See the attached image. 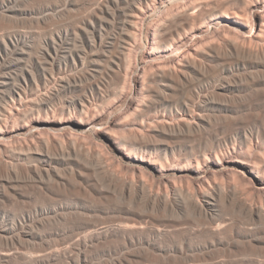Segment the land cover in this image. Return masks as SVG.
<instances>
[{
  "label": "rangeland",
  "instance_id": "1",
  "mask_svg": "<svg viewBox=\"0 0 264 264\" xmlns=\"http://www.w3.org/2000/svg\"><path fill=\"white\" fill-rule=\"evenodd\" d=\"M177 1L179 2L178 4ZM193 1H197L194 3L198 4L201 2H208L209 0H200V2L198 0H164L161 5L156 2L151 5L153 7L150 8L147 17H145L144 20L139 19L141 22L139 21L137 24L138 26L136 29L137 31L135 37L131 41L130 49L128 50L130 52L126 53L125 62L123 64V67L121 68V71L124 75L122 74L119 76L114 72H110L111 69L109 70L112 56L118 54L120 50V41L116 40L118 34L117 28H114L116 27L115 25L107 23L105 24L106 26H100L102 27V29H100L99 27L101 38H103V41L105 40L106 43L104 41L105 44L103 43L102 46H97L95 48L86 44L83 37L75 36L74 32H72L77 26H82L84 17L90 14L92 6L91 0H0V34L13 33L12 30H21L26 35V44L24 46L28 51V55L25 62L21 64V67H24L32 72L33 76H31L29 72V78H31L33 87L31 86L28 92L31 96H34L36 92H45L46 90H48V88L50 89L54 85L55 80L51 76L49 78L50 82H48L47 85L41 84L40 86H38L39 83H43V79L47 74L50 76L55 73V76L60 72L58 67V60H52V57L47 53V48H45L47 47L46 41L51 37L52 31L54 33H62V38L59 39L60 42L58 39L54 40L55 43H53L55 47L58 48L61 45V47L59 48L61 50H63V48H71V50L73 51L81 50L82 52H84V54L87 53L86 65L83 70H87L90 68L89 62L92 60V58L95 57V53L97 55L105 52V56L102 57L104 59H100V61L103 62L99 63V70L98 68L95 72L87 70L91 73L87 72L82 77L80 76L78 84H75L76 86L74 85V87L65 88L66 90L60 91L59 94H56L53 99L54 101L51 108L52 110L57 112L58 117L62 118L63 120H67L68 118H70V116H72L71 114H69L70 111H64V109L62 108L64 107V103L67 99L73 103H77L81 100L87 99V105L91 108L89 107L88 109L87 107L85 109V112H87V116L84 117V122H88L86 123V125L76 126L73 124H67L65 128H60L58 126H50V124H47L48 126L39 124L35 121V118L39 116V112H41V114H44L45 111L36 109L33 111L34 113L32 112L29 117L25 119L24 122L20 120L14 121L13 126L16 128V130L15 132L11 133L13 134L12 138L8 137L9 139H7V141L10 142H13V140H17V136L14 133H17L18 131L24 132L20 135L19 138L28 140L29 142L33 138L30 135V131L43 132L45 136L51 138L53 142H55L56 140L68 142V138L71 135L78 137L85 148L88 150V152L90 151L88 154L89 158H91L89 159V162L90 160L91 162L89 164L90 169L85 176L86 179L83 180L78 177L79 168L75 163H65L59 165L61 175L67 181L65 184L60 183V181L55 177L45 178L46 185L42 187V184L38 182V178L35 174H33L32 171H22V174H19L20 181L17 187L18 192L16 193L11 190V195L8 196H3L2 194H0V213H6L11 218H14L15 216H22L23 214L43 217L44 225L41 229L42 233H44L45 235V241L43 243V245L45 246H47L48 244H57L59 246V244H61L60 246L63 247L68 243H71V241L74 242L76 240V237L78 238L80 234L82 235L83 233H85V231L92 227L111 225L114 226L118 224L120 225V223L124 224L130 219L128 217L129 212H136V216L134 219L138 222H142L143 225H146V228L148 227L147 229L160 226L165 230L168 229V232H174V229H177L178 227V229L175 230L176 232H174V235H176L178 232H180L178 234H187L188 232H193L194 230L205 227L207 225H218L225 222L227 224L229 223L234 225L235 231L246 233L248 238L250 236L251 238L253 236V238H264V234H262L264 233V217L263 219L255 217L252 214H249V212H246V210L241 209L239 206L233 203L234 198H232V200L218 199L214 208L206 212H200L196 208H194L192 204L179 201L180 199L176 201L174 200L169 204L164 205L159 201L153 202L148 194L141 193L138 188L135 189L133 194L130 195L126 191L122 183H117V181L110 177V174L113 173L123 178L132 179L135 182L146 181L152 193L157 194L159 192L158 194L161 195L170 193L169 195L171 197H174L175 185H180L179 187L183 186L186 188L184 189L187 192L192 194L194 192L196 193L195 195H197L199 193V188L201 189V187L209 188V186L211 185L212 188L215 187L214 185L220 186L221 184L220 187L223 189L225 187L226 190H224L226 191V193L228 192L229 194H232V189H237L240 191V193L238 191L239 195L242 197L244 196L243 198L246 197L245 199H247L249 203L252 202L253 205H264L263 66L255 67L251 66L250 64H246V66H244L242 63L239 64V62L236 61L239 57L231 53H228L222 58L214 59L215 61H209L210 65L213 64L211 65V69L214 68L213 70L210 69L208 71V74H210L211 77L210 75H206L205 77H207V79L204 77L200 80L198 78H196L197 80H195V77H193V80H195V84L197 83L195 88L202 93L204 92L205 94H209L207 96H209L213 100H211V104L214 102L212 105H203L204 107H201L203 109V113H206V119L208 118L206 123L207 126L205 125V128L202 129L203 132H199L200 134L197 133L194 135V137L191 136L181 139V141L179 142H174L173 140H170L171 142H169L167 139L163 137L159 138L157 136L156 138H159V142L162 139V143L160 142L159 145L160 149L158 148L156 150V153L160 154V159L162 162H160V165H158L157 167H152V164H149L148 167V165L144 161L136 157V152L134 151L133 145L123 143L124 137H126L127 139V137L131 135V130L133 131L134 128L137 129L136 127H141L142 129L140 128V131L142 132H148L149 129L145 127H149L148 123H143L144 126H142L143 124H140L138 120H135L134 116L130 112L132 109L131 106L134 105V102L136 103L137 101L141 100V96L139 95L141 85L143 81H146L145 83H148V80L145 76L150 73L157 65L164 64L166 61L163 58L164 52L160 47H156L157 49L155 48L156 50H154L155 46L152 43L153 36L151 32L156 29L157 24L164 17H166V15H169L171 14L170 12L175 11L178 5L184 6L187 4H192ZM129 2L132 3L134 2V0H129ZM227 2L224 4L225 7H223L221 11L211 16L214 20L211 19V17H208L205 20L203 19V21L201 22L203 25V29H201L202 31H200L201 38H204L205 41H209V39L213 37V39L210 40H214V42H217L218 38H220L219 42L223 43V45L225 44L224 40L226 43H229L231 40L233 41L238 39L240 43L242 41L243 45L250 43V48H258L259 45H261L263 42V40L261 39H264V35L260 40H258L253 36L252 32H250L249 29H251V26H253V22H260V17L264 19V0H248L247 5H245L242 0H232L228 3ZM255 2L257 4L258 2L260 3L257 5ZM253 4L255 6H253ZM7 6H10V8H7ZM155 6L158 7L156 8ZM238 7L240 9L242 8V10H245V8L248 10H245L243 12ZM12 8L15 9L16 13L13 14L11 11H9ZM199 9V7L196 8L195 13H198ZM235 10L241 11V13L244 14V23H248L243 28L244 31L241 28L232 25L228 20H226V18L221 16L223 12L233 13V11L235 12ZM245 12H247V14H245ZM257 17H259V20L257 19ZM141 25H143V27ZM72 26H74L75 28ZM231 27H233L234 29H231ZM138 28L140 29V31L138 30ZM137 33L139 34L137 35ZM188 33V37H186V40L188 41L187 47L184 46L180 48L177 43L169 45V47L171 48L170 51L173 52L174 55L179 54L181 50L187 51L195 45L194 41L196 40L188 39L191 37V32L189 31ZM68 34L69 36H71L69 37ZM73 35L74 37H72ZM235 35H239V38ZM214 36L217 38V40H215L216 38H214ZM252 38H254V40ZM248 39H251V41H249ZM109 40H116L114 41L115 45L112 46L114 50L112 47H106V44L109 42ZM84 45L86 46L85 48H83ZM249 45H246V47H248ZM201 47L203 48L205 47V45H201L200 48ZM114 51L116 54H113ZM59 56L62 57L63 53L60 52ZM17 57L18 56L16 54L11 55V57L8 58L7 61L10 68L9 70L6 69V71L13 72V75H15V73H19V67L16 64ZM107 58H111L110 61ZM225 58L227 60H224ZM0 61H3L2 58H0ZM231 61H233L234 63H232ZM129 62L131 67L128 65ZM230 62L231 64H229ZM214 64L217 66H215ZM104 65H106L108 69H106ZM128 66L129 68H127ZM234 66H236L237 68H234ZM52 68L53 74L51 73ZM226 69H229L230 73L226 72ZM145 70L147 73L145 72ZM68 71L69 70H63L62 74L64 72L67 73ZM252 71H254V73ZM69 72L80 73L82 71L75 69V71L72 70ZM242 72L245 73L242 74ZM108 73L110 74L108 75ZM226 73H228L229 75ZM233 75L235 80H232ZM141 78L143 80H141ZM243 79L244 81H242ZM107 80L109 81V83ZM114 81H116V83ZM223 81L226 84L223 83ZM236 81L239 83V85L241 84L242 86L240 85V87L239 85H237L238 83ZM228 82H230L231 85ZM111 83L113 84V86ZM118 83L121 88L119 87ZM211 85L212 87H210ZM114 86H117L120 89V94H114ZM184 87L187 89V91ZM189 87L194 86H191L190 84L186 85L183 83L175 85L173 89L168 90V93L170 92L168 95L171 94L169 98L171 97V100L178 102V104L186 101L187 98H190V95H192L193 90L195 89H188ZM202 87L204 88V90ZM222 88H224L225 90ZM98 90L101 91L98 92ZM188 90L190 93L188 92ZM210 90L213 92V94ZM209 91L211 93H208ZM114 95L115 97H113ZM137 95H139V97ZM198 99V97H194L195 108H199V106H201L198 105L200 103ZM76 109L73 108L74 112L78 111V108ZM1 110L2 108L0 106V111ZM52 110L51 116L52 112H54ZM63 113L64 116L62 117ZM128 114L130 115L127 116ZM126 116L127 118L131 116L132 119L128 118L127 121V119H125ZM133 122L136 124H134ZM129 123L131 126L129 125ZM6 124L10 126L11 122L9 121L8 123H4L5 126ZM208 124L212 125L209 126ZM22 126L26 127L22 129ZM132 127L134 128L132 129ZM143 128H145L146 130ZM124 132L127 135L124 134ZM110 133H113L114 137ZM119 134H123V136H119ZM203 134H205V136ZM199 136L203 138H200ZM130 138L134 137L130 136ZM171 143L174 145H172ZM176 143H179V145H177ZM32 144L34 145V143ZM168 144H171V146H169ZM171 147L174 150H172ZM180 147H182V149H180ZM205 147H207L208 151L205 149ZM192 148L196 150H198L199 148V150L202 151V156L189 154L187 158L183 157L184 152H190V149ZM53 154L59 157L56 151H53ZM0 156L7 162L14 161L12 160L11 155L8 154L5 151V148L2 146H0ZM100 156L103 161L102 164L98 163L97 161V158ZM176 158L180 161H177ZM36 163L37 161L31 163L28 162V164L31 166ZM161 166H163L164 171ZM160 172H166V176L161 177ZM74 177H77L76 181ZM11 178H14V174L1 169L0 167V180L9 181ZM80 180L82 182L79 185ZM77 181L79 182L77 183ZM0 189H2L1 183ZM171 223L173 224V227ZM179 227L184 228L181 229ZM254 232L256 233V235ZM246 239L247 238H245V240ZM114 241V245L120 244L117 243V240ZM27 245L30 247V245L33 246L34 244L28 243ZM263 245L264 243H258V245H256L257 249H255L256 246L247 248L243 244V242L240 243L233 239L229 246L230 249L225 250L226 252L221 250L220 254H225V256H227L226 258L230 259V261H232L231 263L234 264H250L252 260H254L253 262L261 261L262 263H264ZM106 246L107 245L99 246L96 250L92 251V257L95 263H98L100 261L104 262L111 258L110 255L104 254L105 249H110V247ZM112 249L115 248L112 247ZM196 255H199L198 257L201 256L200 258L203 257L202 253H197ZM196 255L192 256L191 260H193V258L198 260ZM207 258H209V256ZM183 260L184 259H178L179 262Z\"/></svg>",
  "mask_w": 264,
  "mask_h": 264
},
{
  "label": "bare ground",
  "instance_id": "2",
  "mask_svg": "<svg viewBox=\"0 0 264 264\" xmlns=\"http://www.w3.org/2000/svg\"><path fill=\"white\" fill-rule=\"evenodd\" d=\"M91 1H92V6H91L90 14L87 15L86 17H84V19L82 18L84 20L82 26H80V27L77 26L76 28L74 26H72L75 28L74 31H72V32H74L75 36L83 37L86 44L95 48L97 46L98 47L102 46L104 41H105V40L103 41V38H101V32L99 31V27L102 25H105L107 23H111V24L115 25L116 27H114V28H117V34H118L116 40L120 41V50H119L118 54H116L115 51L113 52V54L115 53L116 55H113L111 63L109 62L111 64L109 70L111 69L110 72H114L116 75L120 76L123 74L121 71V68L123 67V64L125 62L126 53L130 52L128 50L130 49L131 41L135 37L136 31H137L136 29L138 26L137 24L140 21L139 19L144 20L145 17H147L150 8L153 7V6H151L153 3L156 2V3L161 5L164 2V0H134V2H132V3H130L129 0H91ZM198 1L200 2V0H198ZM227 1L230 2L232 0H227ZM227 1L226 0H209L208 2H201L198 4L194 3L197 1H193L194 4L193 3L187 4L184 6L178 5L177 8L175 9V11L172 10L173 12H170L171 14L166 15V17H164L161 21L159 20L160 22L157 24V27L155 26L156 29L154 31H152V32L149 31V32H151V34L153 36V42L152 43L155 46L154 50L157 49L156 47H160L162 49V51L164 52L163 58L166 61L164 64L157 65L155 68H153V70L150 73H148L145 76L148 80V83H145L146 81L145 82L143 81V83L141 85V89L139 91L140 94L138 93L141 96V100L137 101L136 103L134 102V105L131 106L132 109H131L130 113L134 116V119L138 120L140 122V124L148 123L149 127L145 126L147 129L149 128L148 132L147 131L142 132V131H140L141 127L140 128L136 127L137 129H135L134 128L135 126H134V127H132V129L134 128L135 130L134 129H133V131L131 130V135H130L131 137H134V138H130V136H129L130 131H129L128 132L129 137H127V139H126V137H124V140H123L124 144H131L134 146V151L136 152V157L138 159L144 161L148 165V167H149V164L150 165L152 164V167H157L158 165H160V162H162L160 159V154L156 153V150L159 148L160 142L162 141V139H161L159 142L158 139L160 137L167 139L169 142H171L170 140H173L174 142H176V141L179 142V141H181V139L191 137V136L194 137V135L197 133L200 134L199 132H201L202 129L205 128V125L207 123L208 118L206 119V117H207L205 115L206 113L205 114L203 113L202 108L204 107L203 105L211 104L212 99L209 96H207L209 94H205L204 92H203L204 93L203 94L201 91L196 89L195 86L197 83L195 84L194 81L197 80L196 78H198L200 80V79L204 78L206 75H210V74H208V71L211 69V65H213V64L210 65L209 61H211V60L215 61L214 59L222 58L223 56L227 55L228 53H231V54L237 55L239 57L236 60L239 62V64L242 63L244 66H246V64H248V65L250 64L251 66H255V67L256 66H263L264 67V44H263L264 39H261L264 35V19L262 17H260L261 18L260 22L259 21L253 22L252 23L253 26H251V29H249V31L252 32V34L255 38H257L258 40H260V39L263 40L262 44L259 45L258 48H255V49L250 48L251 47L249 45L250 43L246 44V42H245L246 45H249L248 47H246V45H243L242 41L240 43L238 41V39L233 40V41L231 40L232 42L230 41L229 43H226L224 40L225 44L223 45V43L219 42L220 38H218L217 42H214V40L213 41L210 40V39H213V37H211L209 39V41L208 40L205 41L204 38H201L200 31H202L201 29H203L202 28L203 25L201 23L203 21V19L205 20L206 18L211 17L215 13L221 11L223 9V7H225L224 4ZM242 2L245 3V5H247L248 0H242ZM178 3L179 2L177 1V4ZM259 3L260 2H258V4ZM87 4H86V7H87ZM253 6H255V5L253 4ZM198 7L200 9H199L198 13H195V9ZM239 7H240V5H239ZM7 8H10V6H7ZM250 9H251V7H250ZM240 10H242V8ZM245 10H248V9L245 8ZM245 10H242V11L244 12ZM9 11H11L13 14L16 13L15 9H13V8L10 9ZM245 14H247V12H245ZM259 15H262V14H259ZM10 16H12V15H10ZM221 16L226 18V20H228L232 25L239 27L242 30L245 27V25L248 24V23H246V24L244 23V19H243L244 14L241 13V11L235 10V12L233 11V13L232 12L231 13H224L223 12L221 14ZM211 19H213V18L211 17ZM215 19H217V18H215ZM257 19L259 20V17H257ZM142 23H143V21H142ZM46 24H48V23H46ZM3 25H5V24H3ZM75 25H78V24H75ZM143 25H141V26L143 27ZM55 27H56V25H55ZM232 28L233 27H231V29ZM54 29H56V28H54ZM100 29H102V27H100ZM207 29H209V28H207ZM138 30L140 31L139 28H138ZM49 31H51V30H49ZM189 31L191 32V37L188 39H190V40L195 39L196 40V41H194L195 45L191 49H188L187 51L181 50L180 52L178 51L179 54L174 55L173 52L170 51L171 48L169 47V45H171L173 43H177L180 48L184 47V46L187 47L188 41L186 40V37H188ZM12 32L13 33L0 34V58H2V60H3L2 62L0 61V93H1L0 94V96H1L0 97V106L2 108V110L0 111V146L5 148V151L11 155L12 160H14V161L7 162L4 158H2L0 156V167H1V169L5 170V171L14 174V178H11L9 181L0 180V183L2 186V189H0V192H1L0 194H2L3 196H8V195H11V190H13L16 193L18 192L17 187H18V184L20 181L19 174L20 173L22 174V171H26V172L32 171L33 174H35L36 177L38 178V182L42 184V187L46 185L45 178L55 177L60 181V183L65 184L67 181L61 175L60 167H59L60 164H65V163L66 164L75 163L79 168L78 177L80 179L84 180V179H86L85 176H86L88 170L90 169L89 164H90L91 160L89 162V159H91V158H89V154H88L90 151L88 152V150L85 148V146L82 144V142L79 140L78 137L71 135L68 138V142L57 141V140L55 142H53L52 139L49 137H46L43 132L30 131V135L33 138L29 142L28 140L19 138L20 135L24 132L18 131L17 133H14L17 136V140H13V142H10V141H7V139L12 138L13 134H11V133L15 132V130H16V128L13 126L14 121L20 120V121L24 122L25 119H27L29 117V115L36 109L45 111L44 114H41V112H39V116L35 118V121L38 122L39 124H44V125L50 124V126H53V127L58 126L60 128H65V126H67V124H71V125L73 124L76 126L77 125L78 126L86 125V123H88V122H86V123L84 122V117L87 116V112H85V109L88 107L87 101H86L87 99L81 100L77 103H73V102L69 101L68 99L66 100V102L64 103V107H62V108L64 109V111L65 110L70 111V113L68 111L67 112L72 115V116H70L67 113L70 116V118H68L67 120H63L62 118H59L57 112L52 110L51 107H52V103L54 101L53 99H54V96L56 94H59L60 91L66 90L65 88L74 87L75 84L77 85L79 82L78 80H79L80 76L82 77L87 72H89V73L95 72L97 70V68L99 67V63L103 62V61H100V59L103 56H105V52L103 51L104 53L97 54V55H96V53L94 54L95 57L92 58V60L89 62L90 68L87 69V70H90L91 72L87 71V70H83V68L86 65V54L87 53L84 54V52H82L81 50L73 51V50H71V48H63V50H61V49H59L61 47V45L58 48L55 47V45H54L55 41L54 40L61 39L62 33L61 32L54 33L52 31L51 37L46 41L47 47H45V48H47V53L52 57V60H58V67H59L60 72L58 75L56 74L57 76L55 75L56 76L55 77L54 76L55 73L54 74L52 73V71H53V68H52L51 73L53 75L49 76L47 74L43 79L44 80L43 83H39L38 86H40L41 84L47 85L48 82H50L49 78L51 76L55 80L54 85L52 87L50 86L51 88L50 89L48 88V90H46L45 92H38V93L36 92V94L34 96H31V95H29L28 92L30 90V87L32 86L31 78H29V72H30L31 76H33L32 72L29 71L28 69L24 68V67H21V64H23V62H25V60L27 59V55H28V51L26 50V48L24 46L26 44V35L21 30H16V31L12 30ZM141 33H142V30H141ZM138 34L139 33H137V35ZM212 34H214V33H212ZM74 35L72 37H74ZM221 35H223V34H221ZM68 36H69V34H68ZM238 36H236V37H238ZM225 37H226V35H225ZM199 38L204 39V40H201ZM214 38H216V37L214 36ZM228 38H226V39H228ZM252 39L254 40V38H252ZM116 40H114V41H116ZM215 40H217V38ZM239 40H244V39H239ZM76 41H77V39H76ZM114 41L113 40H111V41L109 40V42L107 41L108 43L106 44V47H112L113 45H115ZM249 41H251V39ZM59 42H60V40H59ZM105 43H106V41H105ZM201 45H205V47H203V48L201 47L202 48L201 49L200 48ZM85 47L86 46L84 45L83 48H85ZM114 47H116V46H114ZM152 48H153V46H152ZM93 49H92V51H93ZM186 49H184V50H186ZM103 50H104V48H103ZM109 50H111V49H109ZM113 50H114V48H113ZM173 51H174V49H173ZM60 52L63 53L62 57L59 56ZM14 54H16L18 56L16 58V60H17L16 64L19 67V73H15V75L12 74L13 72L6 71V69L9 70V68H10L9 64L7 63L8 58H10L11 55H14ZM109 54H111V53H109ZM106 56H108V55H106ZM103 59L104 58H102V60ZM110 59H108V60L110 61ZM235 59H236V57H235ZM224 60H227V59L225 58ZM224 60H223V62H224ZM229 60H231V59H229ZM221 61H219V62H221ZM231 62L234 63L233 61H231ZM231 62L229 64H231ZM106 65H104V66L106 67V69H108ZM128 65L130 66V62ZM129 66L127 68H129ZM215 66H217V65H215ZM235 67L236 66H234V68ZM75 69L81 70L82 72H80V73L69 72L72 70L75 71ZM213 69H211V70H213ZM63 70L64 71L69 70L68 71L69 73L64 72L62 74ZM98 70H99V68H98ZM260 71H262V70H260ZM145 72H146V70H145ZM226 72H229V69H226ZM252 72L254 73V71H252ZM114 73H113V75H114ZM244 73L242 72V74H244ZM260 73H262V72H260ZM109 74L110 73H108V75ZM226 74H228V73H226ZM110 77H112V76H110ZM193 77H195V80H193ZM210 77H211V75H210ZM205 78L207 79V77H205ZM225 79H227V78H225ZM233 79H234V75H233L232 80ZM141 80H143V79L141 78ZM224 81H223V83H225ZM242 81H244V79ZM114 82L116 83V81H114ZM36 83H37V81H36ZM108 83H109V81H108ZM180 83H183L186 85L190 84L191 86H194V87H189L188 89H190V88L191 89L195 88V89L193 90L192 95H190V98L189 99L187 98L188 100L186 99V101L178 104V102L171 100V97L169 98V96L171 94L168 95L170 93V92L168 93V90L173 89V87L175 85L180 84ZM228 83L230 84V82H228ZM231 83H232V81H231ZM91 84H93V83H91ZM225 84H223V85H225ZM243 84H244V82H243ZM118 85H119V83H118ZM232 85H233V83H232ZM237 85H239V83ZM112 86H113V84H112ZM234 86H236V85H234ZM119 87L121 88L120 85H119ZM210 87H212V85ZM113 88H115V90L113 89L114 94L115 93L117 94L120 92V89L117 86H114ZM178 88H179V86H178ZM44 89H45V87H44ZM222 89H224V88H222ZM203 90H204V88H203ZM100 91L101 90H98V92H100ZM186 91H187V89H186ZM210 91L208 93L212 92V91L211 92ZM188 92H189V90H188ZM173 94H175V93H173ZM212 94H213V92H212ZM139 95H137V96L139 97ZM106 96H107V94H106ZM210 96H211V94H210ZM113 97H115V95ZM183 97H184V95H183ZM194 97L199 98L198 100L200 101V103L199 104L197 103L198 105H201V106H199V108H195ZM102 100H103V98H102ZM104 101H106V100H104ZM89 107H88V109H89ZM98 107H100V106H98ZM73 108L74 109L78 108V111H76L77 110L76 109L75 110L76 112H74ZM204 109H206V108H204ZM51 110L54 111V112H52V116H51ZM72 110L75 114L72 112ZM72 113L74 114V116ZM129 115L130 114H128L127 116H129ZM63 116H64V113H63L62 117ZM69 116H67V117H69ZM127 116L125 118V119H127V121H128V118L132 119L131 116L128 118H127ZM122 120H124V119H122ZM9 121L11 122V125L8 126L6 124V126H5L4 123H8ZM134 124H136V123H134ZM129 125H130V123H129ZM210 125H212V124H210ZM142 126H144V124ZM25 127L26 126H22L21 128L23 129ZM68 127H70V126H68ZM213 127H214V125H213ZM129 129H130V127H129ZM143 129H145V128H143ZM207 131H209V130H207ZM109 132H111V131H109ZM110 134L112 136L114 135L113 133H110ZM124 134H126V133L124 132ZM120 135L123 136V134H119V136ZM203 135L205 136V134H203ZM157 136L159 138H156ZM200 138H203V137H200ZM198 141H199V139H198ZM169 142H167V143H169ZM32 143H34V145ZM171 144H168V145L171 146ZM120 145H121V143H120ZM120 145H118V146H120ZM172 145H174V144H172ZM177 145H179V143ZM219 146H220V144H219ZM180 149H182V147H180ZM184 149H186V148H184ZM187 149H189V148H187ZM205 149L207 150V147H205ZM172 150H174V149L172 148ZM53 151H56L58 153L59 157L55 156V154H53ZM201 153H202V151L199 150V148H198V150L192 148V149H190V152H186V153L184 152L183 157L187 158L189 156V154L190 155L194 154L196 156H199V155H201ZM99 155H101V154H99ZM164 158H166V157H164ZM24 160H25V162H24ZM178 160L179 159H177V161ZM35 161H37V163L34 164L33 166L28 164V162L31 163V162H35ZM97 161L100 164L103 163L101 156L97 158ZM189 161H191V160H189ZM100 167H102V166H100ZM161 167L163 168V166H161ZM163 171H164V168H163ZM205 172H208V171H205ZM160 175H161V177L166 176V172H160ZM110 177L112 179H114L115 181H117V183H120V184L122 183V185L125 187L126 191L130 195L133 194L134 190L138 188L141 193L148 194V196L150 197L151 200H153V202L159 201L163 205L169 204L170 202H172L174 200L176 201V200L180 199L179 201H183L184 203L188 202V203L192 204L194 206V208H196L198 211H200V212L205 211L206 212V211L214 208L218 199H220V200H224V199L232 200V198H234L233 203L235 205L239 206L241 209L246 210V212H249V214H252L255 217H258L261 219H263V217H264V205H262V204L261 205H253L252 202L249 203V201H247V199H245L246 197L243 198L244 196L242 197L239 195L240 191L237 189H232L233 190L232 194L231 193L229 194L228 192L226 193L225 187H224L225 190L220 187L221 184H220V186L214 185L215 187H212V188H211V185L209 186V188H206V187L202 188L201 187V189L199 188V193L197 195H195L196 193H194V192H193V194L187 192L185 190L186 188L183 186H182L183 187L182 188V187H179L180 185L179 186L177 185L178 187L175 185L174 186V197H171L169 195L170 193L166 194V195L158 194L159 192L157 194L152 193V191H151V189H150V187L146 181L135 182L132 179L123 178V177L115 175L113 173L110 174ZM74 179L76 181L77 177L76 178L74 177ZM78 182L79 181H77V183ZM81 182L82 181L80 180L79 185L81 184ZM228 189H227V191H228ZM238 191H239V193H238ZM135 213L136 212H129L128 217L130 219L128 221H126V223L123 222L124 224L120 223V225L118 224V225H114V226L111 225V226H102V227H92V228L88 229L87 231H85V233H83L82 235L79 232V234L81 235V236L79 235L80 237L79 236H78V238L76 237L75 238L76 240L74 242L71 241V243H68L65 246L62 245L63 247L60 246L61 244H59V246L57 244H48L47 246L43 245V243L45 241V235H44V233H42V229H41L44 225V218L43 217L34 216V215H30V214L29 215L23 214L22 216H18V217L15 216L14 218H11L6 213L5 214L0 213V264H234V263H231L232 261H230V259L226 258L227 256H225V254H223V255L220 254L221 250L226 252L225 250L230 249L229 246H230L233 239H235L237 242H240V243L243 242V244L247 248L255 247L256 245H258V243H264V238H263L264 235L262 237L263 239H261V237L253 238L254 236L252 238H251V236L248 238L246 233H242L240 231H235L234 225L229 224V223L227 224L225 222H224L225 224L224 223H221V224L217 223L218 225H212V224H211V226L207 225L205 227L196 229L193 232H190V233L188 232L189 234L188 233L187 234H178V233H180V232H178L177 233L178 235L177 234L174 235L175 234L174 232H176L175 230H177L178 227H177V229L173 228L174 232H171V231L168 232L167 231L168 229L165 230V229L161 228L160 226H156V227H152L150 229H147L148 227L146 228V225H143L142 222H138L134 219L136 216ZM165 227H168V226H165ZM172 227H173V224H172ZM179 228L183 229L184 227H179ZM182 231H184V230H182ZM262 234H264V233H262ZM255 235H256V233H255ZM245 238H247V239L245 240ZM196 239H198V240H196ZM114 240H117V243H120L121 245L120 244L114 245L113 244L115 242ZM28 243H33L34 245L33 246L30 245V247H29L27 245ZM102 245H107L106 247H110V249L104 250V252H105L104 254L110 255L111 258L109 260L104 261V262L100 261L98 263H95L93 260V257H92V251L96 250L99 246H102ZM112 247H114L115 249H112ZM255 249H257V246ZM197 253H202L203 257L202 258H200L201 256L198 257L199 255L197 256L196 255ZM194 255H196L198 260H196L195 258H193V260H191L192 256H194ZM207 255L209 256V258H207L208 257ZM178 259H181V260L184 259V260L179 262ZM201 259H202V261H201ZM194 260H196V261H194ZM253 261L254 260H252V262ZM252 262H250V264ZM252 264H264V263H262L261 261H256V262H253Z\"/></svg>",
  "mask_w": 264,
  "mask_h": 264
}]
</instances>
